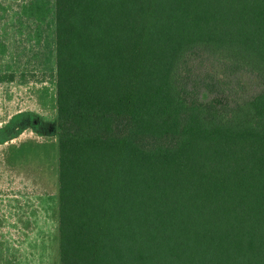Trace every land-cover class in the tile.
Returning <instances> with one entry per match:
<instances>
[{
    "label": "trees",
    "instance_id": "1",
    "mask_svg": "<svg viewBox=\"0 0 264 264\" xmlns=\"http://www.w3.org/2000/svg\"><path fill=\"white\" fill-rule=\"evenodd\" d=\"M49 2L58 264H264V0Z\"/></svg>",
    "mask_w": 264,
    "mask_h": 264
},
{
    "label": "rangeland",
    "instance_id": "2",
    "mask_svg": "<svg viewBox=\"0 0 264 264\" xmlns=\"http://www.w3.org/2000/svg\"><path fill=\"white\" fill-rule=\"evenodd\" d=\"M49 0H0V264H58ZM246 80V78H245Z\"/></svg>",
    "mask_w": 264,
    "mask_h": 264
}]
</instances>
